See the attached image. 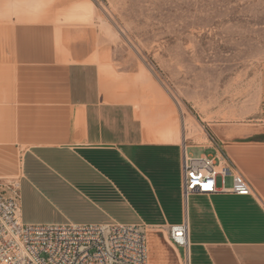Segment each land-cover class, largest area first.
<instances>
[{
    "label": "crops",
    "instance_id": "crops-1",
    "mask_svg": "<svg viewBox=\"0 0 264 264\" xmlns=\"http://www.w3.org/2000/svg\"><path fill=\"white\" fill-rule=\"evenodd\" d=\"M32 1L0 0V190L13 182L19 192L70 195L95 211L72 223L186 222V264H264V64L258 116L219 114L195 138L163 94L142 92L139 71L95 21L93 0ZM165 131L169 140L159 137ZM184 150L227 157L252 193L185 199ZM181 251L154 234L149 264H180Z\"/></svg>",
    "mask_w": 264,
    "mask_h": 264
},
{
    "label": "rangeland",
    "instance_id": "rangeland-1",
    "mask_svg": "<svg viewBox=\"0 0 264 264\" xmlns=\"http://www.w3.org/2000/svg\"><path fill=\"white\" fill-rule=\"evenodd\" d=\"M93 5L95 21L117 56L139 71L142 92L163 94L177 120L189 118L193 130L205 131L219 114L232 111L242 122L258 116L264 0H93ZM188 152L196 156L200 150ZM19 193L23 223L75 222V216L95 212L70 195H42L25 186ZM151 229L159 243L173 248L166 228ZM153 245L147 235L148 264ZM181 254L179 262L186 264Z\"/></svg>",
    "mask_w": 264,
    "mask_h": 264
},
{
    "label": "built area",
    "instance_id": "built-area-1",
    "mask_svg": "<svg viewBox=\"0 0 264 264\" xmlns=\"http://www.w3.org/2000/svg\"><path fill=\"white\" fill-rule=\"evenodd\" d=\"M183 196L216 191L250 195L252 188L234 170L233 163L221 155H182ZM222 186H216L217 178ZM230 177V185L225 178ZM0 190V264H147L146 234L143 224L107 223H23L17 185L7 183ZM169 241L188 251L186 222L166 228ZM186 262V258H185Z\"/></svg>",
    "mask_w": 264,
    "mask_h": 264
},
{
    "label": "bare ground",
    "instance_id": "bare-ground-1",
    "mask_svg": "<svg viewBox=\"0 0 264 264\" xmlns=\"http://www.w3.org/2000/svg\"><path fill=\"white\" fill-rule=\"evenodd\" d=\"M31 2H33L32 0H30ZM39 1V0H38ZM26 4V3H25ZM39 4H40V1H39ZM40 6H41V4H40ZM28 8V7H27ZM39 8V7H38ZM29 10H30V8H28ZM40 10V9H39ZM31 11H33V10H31ZM31 11H30V13H31ZM35 11V10H34ZM86 11V10H85ZM36 12V11H35ZM83 12V11H82ZM87 12V11H86ZM34 12H32V14H33ZM34 15V14H33ZM31 18H32V16H31ZM36 18V17H35ZM29 19H30V17H29ZM181 110V109H180ZM182 112V111H181ZM187 116V115H186ZM184 126L186 127V128H188V130H189V135H191V136H193L194 135V137L195 138H197V137H199V136H201L202 135V132H201V128H197L196 130H195V128H194V130H193V126H192V122H191V120L189 119V118H184ZM180 129V128H179ZM172 134H174L172 131H165V132H162V133H159V137L160 138H162V139H164V140H169L171 137H172ZM176 134V133H175ZM179 134V133H178ZM188 135V136H189ZM147 235H148V237H149V239H151V241H153L154 242V230L153 229H151V228H149V229H147ZM174 250H176V248H174ZM176 252H177V250H176ZM147 257H148V252H147ZM147 264H148V260H147Z\"/></svg>",
    "mask_w": 264,
    "mask_h": 264
}]
</instances>
